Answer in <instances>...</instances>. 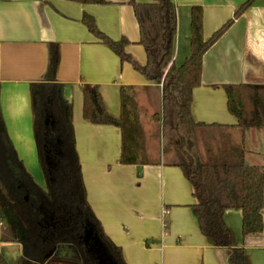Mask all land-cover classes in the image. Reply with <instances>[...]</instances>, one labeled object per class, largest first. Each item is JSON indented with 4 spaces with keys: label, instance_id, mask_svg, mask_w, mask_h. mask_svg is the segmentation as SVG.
<instances>
[{
    "label": "crops",
    "instance_id": "0c3cea01",
    "mask_svg": "<svg viewBox=\"0 0 264 264\" xmlns=\"http://www.w3.org/2000/svg\"><path fill=\"white\" fill-rule=\"evenodd\" d=\"M245 1L172 0L176 7L173 64L182 66L190 55L193 7L202 8L203 37L208 39ZM84 13L92 16L109 38H126V53L138 64H145L146 53L138 43V23L129 0H105L102 4L0 0V113L18 158L28 172L40 168L36 98L40 86L53 85L71 126L86 203L105 237L122 250L126 264H228L230 250L215 246L200 233L191 210L198 198L182 170L164 164L160 141L159 153L149 157L146 148L151 137L148 141L141 127L138 154L148 162L125 165L120 162V129L94 125L83 118L85 84L98 87L105 109L115 118L121 113L122 91L124 98H131L137 106V98L145 96L147 100L154 95L152 87L160 96L162 87V82L149 81L130 63H122L94 37L82 22ZM52 50L57 52L58 63L54 77L47 78ZM241 83L264 85V0H254L204 53L200 85L192 92L194 119L235 125L223 85ZM136 116L139 120L137 108ZM243 143L245 163L264 167V127L246 129ZM34 181L45 186L43 175ZM261 214L263 230L246 236L241 233V211L223 214L232 233V246L244 250L246 264H264V203ZM3 223L12 226L8 215ZM13 233L14 241H2L0 221V257L8 264H16L23 255L16 227ZM90 242L86 246L96 253L98 264H114L99 241L91 238ZM42 264L82 263L74 247L65 244Z\"/></svg>",
    "mask_w": 264,
    "mask_h": 264
},
{
    "label": "trees",
    "instance_id": "16d2710c",
    "mask_svg": "<svg viewBox=\"0 0 264 264\" xmlns=\"http://www.w3.org/2000/svg\"><path fill=\"white\" fill-rule=\"evenodd\" d=\"M102 4L105 0H72ZM254 0H246L208 39L203 37L202 8L191 9L190 55L176 67L172 43L176 32V7L172 0L136 3L129 0L139 28L138 43L144 48L146 62H135L125 51L126 38L113 40L101 32L92 16L84 13L88 31L106 44L119 58L149 81L162 82L161 94L149 95L153 120L161 128L163 161L179 167L192 186L198 202L191 205L200 233L215 246L230 250L228 264H246L244 250L232 246V233L225 224L227 210L241 211L242 236L263 230L262 208L264 167L244 161V132L264 127V85L226 84L227 109L236 119L233 126L205 124L192 115V92L200 85L204 53L224 34L234 19ZM58 63L56 51L50 52L46 77L53 78ZM37 92L36 140L38 162L45 186H39L18 158L6 133L0 113V221L2 241H14L13 227L20 233L23 255L16 264H42L60 245L76 250L82 264H98L96 253L83 243L86 222L113 260L126 264L122 250L103 234L86 203L81 181L80 162L71 126L55 86L43 84ZM83 118L94 125H112L121 131L120 162L146 164L138 154L142 134L136 104L124 98L121 113L111 116L104 107L96 85L82 87ZM237 136V138H236ZM8 215L12 226L5 225ZM0 264H8L0 257Z\"/></svg>",
    "mask_w": 264,
    "mask_h": 264
},
{
    "label": "rangeland",
    "instance_id": "374dc122",
    "mask_svg": "<svg viewBox=\"0 0 264 264\" xmlns=\"http://www.w3.org/2000/svg\"><path fill=\"white\" fill-rule=\"evenodd\" d=\"M152 101L150 97L146 100L145 96L143 98H137V112H138V122L141 125L143 131L146 132V137L148 138V141H150V145L147 146V153L149 157L154 158L157 153H159V141L162 145L164 144L165 140L162 139V133L161 128L157 127V124L154 122L152 116H153V106L151 105ZM159 137L156 138V134ZM155 135V136H154ZM151 139L149 140V138ZM163 141V142H162ZM39 169V170H38ZM38 169H31L32 171L29 172L33 179L35 180L39 176L43 175L41 167Z\"/></svg>",
    "mask_w": 264,
    "mask_h": 264
},
{
    "label": "water",
    "instance_id": "95a60500",
    "mask_svg": "<svg viewBox=\"0 0 264 264\" xmlns=\"http://www.w3.org/2000/svg\"><path fill=\"white\" fill-rule=\"evenodd\" d=\"M89 223L86 222V226L84 228V236L87 238V239H93L96 243L98 241L97 237L96 236H92V229L91 227H89ZM99 244V247H102V245L100 243Z\"/></svg>",
    "mask_w": 264,
    "mask_h": 264
},
{
    "label": "flooded vegetation",
    "instance_id": "af4514ba",
    "mask_svg": "<svg viewBox=\"0 0 264 264\" xmlns=\"http://www.w3.org/2000/svg\"><path fill=\"white\" fill-rule=\"evenodd\" d=\"M83 243H85V245H91L90 239H87L85 236L83 237Z\"/></svg>",
    "mask_w": 264,
    "mask_h": 264
}]
</instances>
